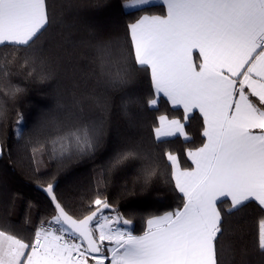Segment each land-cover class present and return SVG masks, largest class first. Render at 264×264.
I'll list each match as a JSON object with an SVG mask.
<instances>
[{
  "label": "snow or ice",
  "instance_id": "obj_1",
  "mask_svg": "<svg viewBox=\"0 0 264 264\" xmlns=\"http://www.w3.org/2000/svg\"><path fill=\"white\" fill-rule=\"evenodd\" d=\"M84 7L91 5L73 0L64 6L73 14ZM155 7L160 14L151 13ZM121 9L145 14L127 24L123 42L90 33L85 43L94 52L98 75L114 91L126 89L137 73L148 79L146 100L129 95L125 113L129 103L153 112L167 104L180 115L156 116L151 141L119 148L107 171L139 160L147 184L163 165L179 203L145 218L136 234L133 220L118 211L98 182L80 215L72 214L53 175L37 187L54 215L41 218L30 238L0 222V264H237V249L227 240L232 217L251 205L264 213V0H122ZM57 22L50 0H0V127L7 121L6 100L24 91L13 83L20 69L27 68L25 78L33 73L41 81L50 78V58L40 45ZM113 47L120 51L115 61ZM197 118L199 144L186 131ZM49 123L54 135L25 144L34 172L46 145L49 159L83 156L94 152L102 137L96 122L65 126L53 118ZM23 124L17 109V140L24 139ZM174 138L193 145L184 154L190 166H182L180 155L166 147ZM6 153L0 141V158ZM255 252L264 261V218L258 220Z\"/></svg>",
  "mask_w": 264,
  "mask_h": 264
},
{
  "label": "trees",
  "instance_id": "obj_2",
  "mask_svg": "<svg viewBox=\"0 0 264 264\" xmlns=\"http://www.w3.org/2000/svg\"><path fill=\"white\" fill-rule=\"evenodd\" d=\"M70 2L73 0H50L56 5L58 22L40 45L44 49L42 55L50 58V78L41 81L35 73L25 78L23 73L27 68L20 69V75L13 77V83L19 84L24 91L14 100L5 102L7 121L0 127V141L6 145L7 153L0 158V222L6 220L20 234L30 238L31 230L39 225L41 218L54 215L48 198L37 187V183H43L54 175L57 194L72 214L80 215L82 203L93 196L92 189L98 182L109 201L125 218L133 220L135 232L140 234L145 218L161 215L179 203L177 193L168 183L167 169L160 165L147 184L142 179V162L139 160L126 161L111 171L107 169L117 150L125 144L151 141L156 116L164 112L177 116L180 113L172 112L167 104L160 105V112H153L147 110L146 105L134 103L128 104L125 113L123 105L129 95L134 93L142 101L146 100L150 88L148 79L143 73H137L126 89L114 91L107 88L93 63L94 52L85 43L91 38L90 33L104 38H119L123 42L127 24L145 13L124 14L122 0H75L91 7L81 8L73 14L64 8ZM161 11L159 7L151 9L155 14ZM119 56V49L113 47L111 59L118 60ZM95 98H99L101 103L97 104ZM17 109L24 117L23 140H17L13 132ZM53 118L65 126L77 120L100 124V143L91 154L60 159H49V146L46 145L42 153L37 154L39 171L34 172L31 148L25 144L29 139L44 140L54 135L49 123ZM189 124L186 131L195 144H199L200 118L191 120ZM191 146L182 138H174L166 147L180 155L182 166H190L184 154ZM13 195L16 197L14 202ZM261 218H264V213L255 205L232 217L227 240L237 249V264L241 261L264 264L255 252L258 220Z\"/></svg>",
  "mask_w": 264,
  "mask_h": 264
}]
</instances>
